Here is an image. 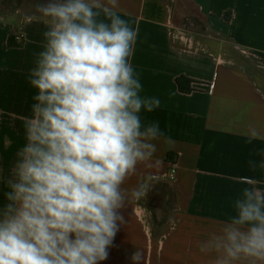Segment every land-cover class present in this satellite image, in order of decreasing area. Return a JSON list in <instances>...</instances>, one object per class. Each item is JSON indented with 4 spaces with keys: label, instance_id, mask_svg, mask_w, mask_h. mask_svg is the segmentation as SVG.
<instances>
[{
    "label": "clouds",
    "instance_id": "9594fccd",
    "mask_svg": "<svg viewBox=\"0 0 264 264\" xmlns=\"http://www.w3.org/2000/svg\"><path fill=\"white\" fill-rule=\"evenodd\" d=\"M118 7V0H47L22 15L45 29L28 74L35 92L24 143L8 175L0 169V264H99L127 202L146 199L159 182L148 173L124 187L155 156L156 141L164 151L174 142L141 115L161 100L142 95L131 63L140 29ZM246 134L249 142L258 136L255 128ZM232 208L199 252L210 264H264V190L243 188ZM141 258L140 250L130 257Z\"/></svg>",
    "mask_w": 264,
    "mask_h": 264
},
{
    "label": "crops",
    "instance_id": "0c3cea01",
    "mask_svg": "<svg viewBox=\"0 0 264 264\" xmlns=\"http://www.w3.org/2000/svg\"><path fill=\"white\" fill-rule=\"evenodd\" d=\"M118 4L122 18L140 29L131 63L140 74L142 95L161 100L159 108L141 115L158 121L174 146L164 151L156 141L152 160L138 165L126 181L124 187L132 189L139 176L159 177L146 199L130 200L122 209L125 223L99 264H133L137 250L140 264H210L212 256L200 253L198 242L235 215L232 203L243 188L264 190V0ZM24 13L29 12L0 8L4 175L24 143L22 121L35 92L28 74L45 29L42 23L25 24ZM179 77L189 80L183 84L187 91L178 87ZM250 128L258 136L249 142ZM4 190L0 184V200Z\"/></svg>",
    "mask_w": 264,
    "mask_h": 264
},
{
    "label": "rangeland",
    "instance_id": "374dc122",
    "mask_svg": "<svg viewBox=\"0 0 264 264\" xmlns=\"http://www.w3.org/2000/svg\"><path fill=\"white\" fill-rule=\"evenodd\" d=\"M47 0H0V8L11 9L19 7L25 12H33L34 5L46 3Z\"/></svg>",
    "mask_w": 264,
    "mask_h": 264
},
{
    "label": "trees",
    "instance_id": "16d2710c",
    "mask_svg": "<svg viewBox=\"0 0 264 264\" xmlns=\"http://www.w3.org/2000/svg\"><path fill=\"white\" fill-rule=\"evenodd\" d=\"M14 42H12V40H10V44H13ZM188 84L189 83V80H187L186 78H184V77H179V78H177V84H178V87L181 89V90H183V91H187L188 90V88L185 86L184 87V85L183 84ZM170 157V159L173 161V158H172V156H169Z\"/></svg>",
    "mask_w": 264,
    "mask_h": 264
},
{
    "label": "built area",
    "instance_id": "2783aa9c",
    "mask_svg": "<svg viewBox=\"0 0 264 264\" xmlns=\"http://www.w3.org/2000/svg\"><path fill=\"white\" fill-rule=\"evenodd\" d=\"M15 41H16V43H20L21 42V37L20 36H15ZM210 90H212V85L210 87ZM173 172H174V169H173V165H172V167L170 169V173H169L170 177H172Z\"/></svg>",
    "mask_w": 264,
    "mask_h": 264
}]
</instances>
